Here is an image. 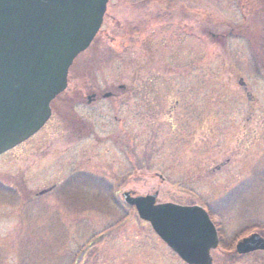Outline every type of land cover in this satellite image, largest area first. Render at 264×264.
Wrapping results in <instances>:
<instances>
[{"label":"rangeland","instance_id":"1","mask_svg":"<svg viewBox=\"0 0 264 264\" xmlns=\"http://www.w3.org/2000/svg\"><path fill=\"white\" fill-rule=\"evenodd\" d=\"M51 108L0 155V264H187L128 191L204 207L213 264H264L234 250L264 236V0H108Z\"/></svg>","mask_w":264,"mask_h":264},{"label":"water","instance_id":"2","mask_svg":"<svg viewBox=\"0 0 264 264\" xmlns=\"http://www.w3.org/2000/svg\"><path fill=\"white\" fill-rule=\"evenodd\" d=\"M107 4L0 0V155L30 138L51 117V102L67 88L69 69L97 35ZM125 196L186 263L212 264L211 250L218 247L219 237L201 206L158 203V192ZM259 250L264 251V237L257 233L236 244L239 254Z\"/></svg>","mask_w":264,"mask_h":264},{"label":"flooded vegetation","instance_id":"3","mask_svg":"<svg viewBox=\"0 0 264 264\" xmlns=\"http://www.w3.org/2000/svg\"><path fill=\"white\" fill-rule=\"evenodd\" d=\"M93 98H96V95H95V94L93 95ZM102 184H103V183H102ZM41 192H42V191H41ZM43 192H44L43 194H45V193L47 192V190H43ZM125 193H126V192H125ZM125 193H124V195H123V193H122L124 199H125ZM43 194H42V195H43ZM37 195L40 196V195H41L40 192L37 193ZM216 228H217V231H218V235H219V237H220V243H222V242H221L222 240H221V236H220V231H219V228H218L217 225H216ZM159 238H160V237H159ZM162 242H163V241H162ZM220 243H219V244H220ZM235 245H236V244H235ZM234 250H235V246H234Z\"/></svg>","mask_w":264,"mask_h":264}]
</instances>
